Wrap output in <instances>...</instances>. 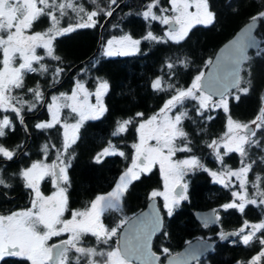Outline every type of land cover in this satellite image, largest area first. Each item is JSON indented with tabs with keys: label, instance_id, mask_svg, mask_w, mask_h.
Masks as SVG:
<instances>
[{
	"label": "snow or ice",
	"instance_id": "6c2138e0",
	"mask_svg": "<svg viewBox=\"0 0 264 264\" xmlns=\"http://www.w3.org/2000/svg\"><path fill=\"white\" fill-rule=\"evenodd\" d=\"M259 2L264 8V0ZM119 7L120 0H0V190H3L0 194L7 199V191L15 187V181H20L30 195L29 207L0 212V262L3 264H133L134 259L140 264H164L165 261L187 264L163 244L159 254L152 251V238L157 233L165 238L169 235L155 202L162 198L163 209L171 217L181 202L188 200L189 185L185 177L198 171L208 173L215 183L230 192L231 199L220 206L224 211L235 209L244 214L251 205L264 212V174L256 171L257 167H264V96L260 98L261 107L254 119L238 121L229 114L222 133L201 141L210 150L219 166L217 169H210L203 156L196 155V141L187 130V124H191L195 136L207 135L206 125L214 119L210 113L216 108L229 113V96L239 101L241 95L249 93L252 80L250 67L246 65L253 58L247 50L256 48L257 56L264 54L261 46L264 41H257L253 35L257 24L264 23V10L251 16L252 22L234 42L224 63L217 65L219 75L206 79L205 73L198 71L191 83L184 86L177 79V69L188 67V58L177 56L163 62L150 81L153 93L167 97L162 106L150 116L136 112L117 119L110 133L111 137L123 140L124 134L135 130L131 165L121 173L111 191L97 194L83 208L70 207L68 187L69 168L75 158L73 146L85 121L99 120L108 112L103 97L110 86L107 80L96 77L94 89L89 88L88 80L83 78L89 69L81 68L70 92H51L66 72L64 58L57 54L54 41L77 28L103 27L102 20L111 18ZM127 15L145 21L144 34L139 38L130 33L112 36L106 43L105 56L141 53L142 42L179 46L193 27L212 25L216 19L209 0H144L138 11ZM42 18L47 19L48 27L36 31L35 25ZM65 20L67 26L61 23ZM153 23L167 27L162 34H157ZM206 63L212 64V61ZM30 75L38 77L31 86L27 82ZM45 107L50 119L38 121L32 127L42 133L57 130L60 142H53L49 135L38 147L39 158L33 160L26 140L15 144H8L7 140L18 127L30 138L26 119ZM234 153L239 156L236 168L226 162ZM53 155L55 159L49 162ZM116 155L128 159L119 145L109 139L93 159L99 164L105 157ZM24 158L29 161L26 165L10 170ZM156 165L163 190L153 189L149 193L152 212L137 217L135 222L121 215L114 226H108L102 217L122 214L129 186L142 175L151 173ZM46 179L55 189L51 194L41 190V183ZM214 213V217L204 218L205 227L220 221L218 210ZM125 225L129 227L122 232ZM218 235L221 240L238 237L232 243L248 248L259 245V251L249 260H237L235 264H264V218L256 223L245 219L239 229L218 232ZM54 237L59 238L58 242L50 244ZM211 248L205 241L192 249L190 256L198 260ZM6 257L16 260L10 262Z\"/></svg>",
	"mask_w": 264,
	"mask_h": 264
},
{
	"label": "trees",
	"instance_id": "16d2710c",
	"mask_svg": "<svg viewBox=\"0 0 264 264\" xmlns=\"http://www.w3.org/2000/svg\"><path fill=\"white\" fill-rule=\"evenodd\" d=\"M143 2L144 0H126L117 9L103 28L100 49L93 57L90 56L97 48L101 27L77 28L73 32L57 37L54 41L57 54L64 58L66 72L60 85L51 92H70L74 79L80 75L81 68L89 69L87 75L83 77L88 80L89 88L94 89L96 77L107 80L110 86L103 97L108 112L99 120L85 121L79 130V139L73 146L75 158L69 168L71 183L68 187L69 204L72 208L88 204L97 194L109 192L121 173L129 166L133 156L131 144L136 140L135 130L131 129L124 134L123 140L111 137L110 133L114 130L117 119L127 118L136 112H143L146 116H150L162 106L167 97L164 94L153 93L150 81L157 75L163 62L168 58L175 59L177 56L187 57L190 65L177 69V79L181 85H189L198 71H204L206 62L211 60L217 48L251 16L264 10L259 0H209L210 10L216 13L215 22L207 26L196 25L179 46L142 42L141 53L135 55L109 57L101 54V46L110 35L128 32L135 38H139L144 34L145 21L141 17L127 15L129 12L138 11ZM105 20H102V23ZM71 22L75 23V21ZM61 23L67 26L68 21ZM115 24H119L120 27L113 28L112 25ZM47 27V19L42 18L35 25V30L41 31ZM153 31L162 34L161 25L153 23ZM256 34L261 41H264V23H259ZM261 46L264 47V44ZM256 52L249 53L253 59L246 65L250 67L252 80L249 93L241 95L239 101L232 98L229 100V114L238 121L246 122L254 119L261 107L260 98L264 96V54L257 56ZM37 79L35 75H30L27 82L31 86ZM41 83L45 82L41 81ZM64 111L67 112V110ZM210 114L214 119L206 125L207 135L195 136V130L191 124H187V130L193 133L196 141V155L203 156L207 167L217 169L219 166L210 155V150L206 149L201 141L210 140L225 130L227 114L221 108L214 109ZM46 117L45 108L42 112L29 114L26 122L31 131L30 138H26L22 129L18 127L15 134L8 138L7 143L15 144L26 140L28 145H33V148L36 146L38 149L50 135L52 141L59 144L60 133L57 130L42 133L32 127L36 121ZM109 139L119 145L128 159L116 155L105 157L102 163H95L93 157L106 146ZM178 156L184 157L183 154ZM226 162L236 167L239 164L238 154H232ZM256 171L264 174V167H257ZM162 181L157 167L151 173L142 175L140 180L133 181L125 194L123 213L106 214L102 217L104 222L108 226H114L121 215L129 218L144 208L149 200V193L153 189H159ZM186 181L189 185L188 200L182 201L171 217L166 215L160 205L165 219L164 228L169 235L167 238L161 234L156 235L152 245L155 252H160L161 244L168 247L171 252L177 251L189 240L197 237L206 238L218 230V223L209 224L207 227L199 223L193 214L197 209L216 208L220 213L219 223L226 231L234 229L245 219L255 221L261 215L264 218V212H255L251 205L245 209L244 214L235 209L228 211L221 209L220 206L231 199V194L224 186L213 182L208 173L198 171L195 175L189 174L186 176ZM158 201L160 204L161 200L158 199ZM239 254L240 251L236 247L221 241L214 252L208 253L198 263L228 264L237 259ZM6 260L14 262L16 259Z\"/></svg>",
	"mask_w": 264,
	"mask_h": 264
},
{
	"label": "water",
	"instance_id": "95a60500",
	"mask_svg": "<svg viewBox=\"0 0 264 264\" xmlns=\"http://www.w3.org/2000/svg\"><path fill=\"white\" fill-rule=\"evenodd\" d=\"M126 0H123L122 2H120V6L125 2ZM110 20V18L106 19L103 23V27H101L100 29V39H99V42H98V45H97V48L95 50V52L90 56V57H93L95 54L98 53L99 49H100V45H101V42H102V31H103V28L105 27L106 23ZM252 21L249 19L248 21H246L243 25H241L237 30L236 32L230 37L228 38L224 43H222L218 48L217 50L215 51L214 55L212 56L211 58V61H212V64H207L206 68L204 69V73H205V77L206 79L209 77V76H212V77H215L217 75L220 74L218 68H217V65L218 64H223L224 61H225V57L227 56V54L229 53L230 49L232 48V45L234 44L235 41H237L241 35L243 34L244 30L246 29L247 25L249 23H251ZM258 25L259 23L257 24V27L256 29L254 30L253 32V35L256 36L257 38V41H261L258 37V35L256 34L257 32V29H258ZM251 51H257L256 48H249L247 50V54L249 55V53ZM60 85V84H59ZM57 85V87L59 86ZM56 87V88H57ZM54 90V89H53ZM53 90H50V91H53ZM43 108H41L39 112H42ZM156 206L157 208H159L160 210V214L163 216V223L165 224V219H164V214L162 212V209L160 207V204H159V201H158V198L156 200ZM153 204V201H151L150 199L148 200L146 206L144 208H142L141 210H139L138 212H136L135 214H133L132 216H130L129 218H131L132 222H135L136 218L137 217H142V216H147L149 213L152 212V208L150 207V205ZM214 210H216L215 208L213 207H210V208H207V209H197V210H194L193 214H194V217L195 219L199 222V223H204V218H207V217H214L215 213H214ZM217 223V222H216ZM216 223H210V224H216ZM129 227V225H125V229L122 230L123 231H126L127 228ZM228 232H233V231H226L224 233H228ZM159 233H157L158 235ZM156 236H154L152 238V244H153V241L155 239ZM191 241V244H189L188 242ZM188 242H186L177 252L175 253H172L173 256H175L176 254H179V256L177 257L178 259L180 260H185L187 262V264H191V263H194L196 262L197 260H193L190 256V253L192 251V249L196 248L198 245H201L203 242L207 241L210 245H212V248L205 251L203 253V255H201L199 257L202 258L203 256H205L208 252H210L212 249H213V246H214V241L212 240H209V239H204V238H200V237H197V238H194V239H191L189 240ZM122 242V241H121ZM152 244H151V247H152ZM152 251L153 250V247H152ZM198 259V260H199ZM133 263L135 264H140V261L138 260H133ZM164 264H167V262L165 261Z\"/></svg>",
	"mask_w": 264,
	"mask_h": 264
},
{
	"label": "flooded vegetation",
	"instance_id": "af4514ba",
	"mask_svg": "<svg viewBox=\"0 0 264 264\" xmlns=\"http://www.w3.org/2000/svg\"><path fill=\"white\" fill-rule=\"evenodd\" d=\"M226 114L229 115V113H226ZM29 147L31 148V152H32L31 159H33V160L38 159L39 158V155L37 153V150H38L37 147L35 146L33 148V145H29ZM50 159H51V157H50ZM28 162L29 161H28L27 158L21 159L18 163L13 164L11 166V169L10 170H17L21 165H26ZM210 169H212V168H210ZM14 183H15V187L13 189L7 191V199L5 198V196L3 194H0V212H5V211H9V210H15V209H18V208H26V207H29L30 206L29 205V201H30L29 191L26 190L22 186V183L20 181H15ZM41 190L45 194H51L53 191H55V189L53 188L52 184L47 179L44 182L41 183ZM2 191L3 190H0V192H2ZM85 206H87V204H83L82 206L73 207V208H83ZM247 208H248V206L246 207V209ZM251 208L255 212H262V209L261 208H257L255 206H252ZM218 214L220 216V213L219 212H218ZM262 218H263V216L261 215L258 218V220L249 221V222L256 223V222H259ZM217 223L219 225L218 226V230L215 231L213 235H210V236H207L206 238H204V239H209V240L214 241L213 249L210 252H208V253L214 252L217 249V247H218V243L221 242V241H223L224 243H226L229 246L233 245L234 247H236L240 251V254H239L240 256L237 259L233 260L232 262H230L228 264H235V262L237 260H245V261L249 260L253 255H255L259 251V245H255V246H253L251 248H248V247H245V246H243L242 244H239V243L233 244L232 243L233 240H238V237H235V236H230L227 240H221L220 239V236L218 235V232H226V230L222 229V226L220 225L219 221ZM242 223H240L234 229L228 230V231H235V230L239 229L240 226L242 225ZM202 224H204V223H202ZM200 238H203V237H200ZM57 242H58V238H55V237L51 241H49L50 244L57 243ZM177 251H174V252H171V253H175ZM156 253L159 254L158 252H156ZM205 256H203V257H205ZM5 259H16V258H7L6 257ZM161 259H162V261L164 260V258H161ZM199 260H197L196 262L191 263V264H199L198 263Z\"/></svg>",
	"mask_w": 264,
	"mask_h": 264
},
{
	"label": "rangeland",
	"instance_id": "374dc122",
	"mask_svg": "<svg viewBox=\"0 0 264 264\" xmlns=\"http://www.w3.org/2000/svg\"><path fill=\"white\" fill-rule=\"evenodd\" d=\"M166 27L167 26H163V25H161V28H162V32H163V30H165L166 29ZM124 33H128V32H124ZM123 33V34H124ZM120 35H122V34H113V35H110V36H108L105 40H104V42H103V44H102V46H101V54H103L104 55V51H105V46H106V43H107V41L109 40V39H111V37L112 36H120ZM60 92H62V91H60ZM57 93H59V92H57ZM230 96H229V100H230ZM92 102L94 103L95 102V98L93 97L92 98ZM45 109H46V112H47V117L45 118V119H43V120H38V121H45V120H49L50 119V114L48 113V111H47V108L45 107ZM216 109H218V108H216ZM222 109V108H221ZM234 119V118H233ZM38 121H36V122H38ZM35 122V123H36ZM69 122H74V121H69ZM121 150V149H120ZM133 154H134V149H133ZM179 158H184V157H179ZM55 159V156L53 155V156H51V159L49 160V162H51L52 160H54ZM131 165V162L129 163V166ZM128 166V167H129ZM239 166V165H238ZM237 166V167H238ZM155 167H157L158 169H159V166L158 165H156V166H154V168ZM153 168V169H154ZM234 168H236V167H234ZM211 177V176H210ZM234 179V178H233ZM211 180L214 182V180H213V178L211 177ZM185 182H187L186 181V177H185ZM219 185H221V184H219ZM223 186V185H222ZM114 187V186H113ZM112 190V189H111ZM110 190V191H111ZM159 190H163V181H162V186L159 188ZM158 199H160L161 200V203H160V205L163 207V200H162V198H158ZM59 239V238H58ZM114 239H116V238H114ZM92 242H94V241H92ZM134 264V263H133Z\"/></svg>",
	"mask_w": 264,
	"mask_h": 264
}]
</instances>
